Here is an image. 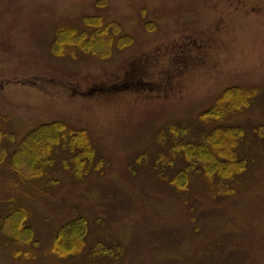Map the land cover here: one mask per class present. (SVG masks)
<instances>
[{
	"label": "rangeland",
	"instance_id": "rangeland-1",
	"mask_svg": "<svg viewBox=\"0 0 264 264\" xmlns=\"http://www.w3.org/2000/svg\"><path fill=\"white\" fill-rule=\"evenodd\" d=\"M97 17L111 49L53 45ZM233 87L241 104L203 120ZM53 122L88 137L89 167L61 146L44 173L18 165ZM229 126L226 176L177 149ZM70 223L80 239L53 247ZM0 264H264V0H0Z\"/></svg>",
	"mask_w": 264,
	"mask_h": 264
},
{
	"label": "trees",
	"instance_id": "trees-1",
	"mask_svg": "<svg viewBox=\"0 0 264 264\" xmlns=\"http://www.w3.org/2000/svg\"><path fill=\"white\" fill-rule=\"evenodd\" d=\"M92 16L94 15H89L88 17H92ZM95 20L97 19L94 18V21ZM95 22L97 23L89 25L88 28L83 30L78 29L76 27L73 28L72 26L70 27L66 25L59 26L57 29L56 37L53 41V45L56 46V49L60 51H64V47L66 48L67 46H72L74 48L71 49L70 51L71 53L77 47H81L85 51H90V52L93 51L97 53L100 51L102 52L103 49L107 47L111 49V47H113V44L115 42L114 31L112 30L110 25H103L102 19L98 18V21ZM233 89L234 87L229 88L219 96L216 103L201 115L203 120L213 121V122L222 120L221 118H219L220 114L224 116L227 110H230L231 108L237 106V104H241L240 101L237 102V100L239 99L238 97H236L238 99L234 101V97L237 95V93L236 90ZM248 92L249 91L247 90L245 91L243 90L242 92L240 91L241 94L244 93L249 95ZM235 128L231 126L216 128L210 133H206L205 135L201 136L200 137L201 139H199L198 141L187 136L185 137V140L180 142L177 149L185 152L187 157H189V159L194 155H197L198 157L201 156L203 161L205 159L206 161L205 169L207 170V174L209 176L215 175V173L218 176L219 175L226 176V172L228 168L227 166H225L224 162L226 163L228 162V160L226 157L227 155L226 154L224 155V153L222 152H224L223 151L224 146L230 142L231 137H235L234 133H236L237 131L239 132V128H236L237 129L236 131ZM177 136H178V132H174L173 138L175 140ZM57 139L59 140L58 143L60 144L55 143V140ZM86 139L88 140V137H86L85 134H83L82 132H73V130H70L65 124L59 122L46 123L44 125L38 126L35 130L31 131L30 134H28L21 141V143L14 150L15 159L19 166L22 165L23 163H27V166L31 171L36 173H42V172L44 173L46 170V166L48 164H51L56 157V154L53 153L54 147L61 146L64 149L61 151L62 152L61 158L63 157L64 162H66L67 160H71L75 163V166L77 167L79 164H81V167L83 168L89 167L85 163L86 162L85 159L80 160L79 158V153H83L87 155L86 156L87 158L91 159L93 152L91 151L92 149L89 143H87ZM192 142L196 145H192ZM187 148H191V149H187ZM188 150L191 152V154L187 152ZM65 155H66V159H65ZM213 157L216 158V160L213 159ZM194 165L195 164H191L188 165V167ZM184 170L186 171V167H182V169L179 170L178 172L180 173L181 171ZM173 182L177 184L176 179H173ZM21 214L26 216L27 212L23 207L20 206H15L9 213H6L5 222L7 228L17 230L16 227L20 226L19 216ZM74 218L76 222L80 220L85 222V220H82L83 219L82 217L79 218L74 217ZM81 225L84 226V224ZM61 227L59 228L58 232L56 233V237L53 240V247H55V241H58L60 237H62V234H64L63 237L66 238L68 234H69L68 237H72L70 235H72L73 233V239H78V240L80 239V237L76 236L78 233H75L73 230V228H75L74 224L70 223L68 229L63 228L61 230ZM60 230L61 233L59 234ZM58 235L59 237H57ZM104 247L102 250H105ZM57 248L60 251V253L62 250L63 252H65L66 249L64 245H59V247ZM105 248H107L109 251L113 250L114 252H116L115 251L116 248L113 249L114 247L112 248L105 247ZM67 251L68 249H66V253Z\"/></svg>",
	"mask_w": 264,
	"mask_h": 264
}]
</instances>
